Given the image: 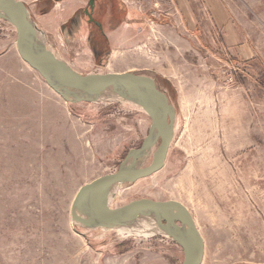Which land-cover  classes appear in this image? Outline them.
<instances>
[{
	"label": "rangeland",
	"instance_id": "rangeland-1",
	"mask_svg": "<svg viewBox=\"0 0 264 264\" xmlns=\"http://www.w3.org/2000/svg\"><path fill=\"white\" fill-rule=\"evenodd\" d=\"M22 1L46 49L75 71L152 76L176 110L164 168L122 184L110 207L179 201L204 237L202 264H264V0H215L232 30L209 0H122L102 63L84 33L68 31L74 0ZM16 40L0 18V264H182L170 236L121 234L72 214L82 185L141 148L151 117L128 99L68 101Z\"/></svg>",
	"mask_w": 264,
	"mask_h": 264
},
{
	"label": "water",
	"instance_id": "water-1",
	"mask_svg": "<svg viewBox=\"0 0 264 264\" xmlns=\"http://www.w3.org/2000/svg\"><path fill=\"white\" fill-rule=\"evenodd\" d=\"M28 15V7L22 0H0V18L10 21L16 28V44L20 56L58 93L64 95V88H77L89 94L98 95L112 85H124L132 94V101L139 104L152 119L150 136L141 148L130 152L118 171L100 176L80 187L72 204L75 221L84 222L92 227L100 224L128 222L141 212L154 211L169 236L183 247L182 264H202L205 254L204 237L193 214L183 203L176 200L156 201L142 198L117 208H111L106 204L108 190L114 183H134L164 168L174 138L176 121V110L168 94L160 89L156 79L149 75L130 71L82 74L52 54L46 47L43 52H35L38 28ZM66 99L72 101L71 98ZM81 100L85 99L79 98L77 101ZM155 131L156 135H154ZM159 141L149 166L139 169L125 167L131 155L138 157ZM87 193L91 195L94 210L92 216L86 211L88 218L81 216L77 211L81 209L82 199ZM170 225H173L176 230L170 231ZM185 227L187 234L183 235L182 229Z\"/></svg>",
	"mask_w": 264,
	"mask_h": 264
},
{
	"label": "bare ground",
	"instance_id": "bare-ground-1",
	"mask_svg": "<svg viewBox=\"0 0 264 264\" xmlns=\"http://www.w3.org/2000/svg\"><path fill=\"white\" fill-rule=\"evenodd\" d=\"M36 34H37V43H36L35 52H43L47 43L46 36L39 29H37ZM64 95L66 98H71L72 101H77L79 98L85 99L86 101L117 100L120 98L132 100L131 98L132 94L124 85H112L98 95H92L77 88H64ZM154 135H156V131L154 132ZM152 152H153V147H150L147 148L144 152H142L138 157H136L135 155H131L125 167L134 168V169L141 168L144 161L151 155ZM121 185L122 184L114 183L108 190L106 196V204L108 206H110L111 201L117 196L119 187ZM80 207L82 208L83 211H87L89 214L91 213L90 216L94 215L93 201L91 199L90 193H87L84 196ZM77 211L78 213H81L80 209H78ZM100 225L104 227V229L106 230L114 229L117 230V232H120L121 234H127V235H136V236L144 235L147 237L149 235L163 234L165 236H169V233L166 231V228H164L161 225L157 213H155L154 211L141 212L133 220H130L128 222L100 224ZM100 225H93L92 227H97ZM175 230H176L175 227H173V225L172 226L170 225V231H175ZM182 234L183 235L187 234L186 227L182 229Z\"/></svg>",
	"mask_w": 264,
	"mask_h": 264
},
{
	"label": "flooded vegetation",
	"instance_id": "flooded-vegetation-1",
	"mask_svg": "<svg viewBox=\"0 0 264 264\" xmlns=\"http://www.w3.org/2000/svg\"><path fill=\"white\" fill-rule=\"evenodd\" d=\"M59 0L57 2H62ZM68 21L69 33H84L98 63L109 52V33L118 29L125 18L122 0H74Z\"/></svg>",
	"mask_w": 264,
	"mask_h": 264
},
{
	"label": "crops",
	"instance_id": "crops-1",
	"mask_svg": "<svg viewBox=\"0 0 264 264\" xmlns=\"http://www.w3.org/2000/svg\"><path fill=\"white\" fill-rule=\"evenodd\" d=\"M211 6V11L215 17V20L222 21L223 24L226 26V30H232L234 28L232 20H230V16L228 15L227 11H223L220 5L215 0H209ZM200 27V28H199ZM199 29L201 30V26L199 23Z\"/></svg>",
	"mask_w": 264,
	"mask_h": 264
}]
</instances>
